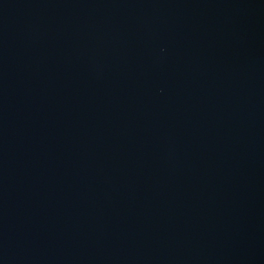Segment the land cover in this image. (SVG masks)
Returning <instances> with one entry per match:
<instances>
[{
  "label": "water",
  "instance_id": "1",
  "mask_svg": "<svg viewBox=\"0 0 264 264\" xmlns=\"http://www.w3.org/2000/svg\"><path fill=\"white\" fill-rule=\"evenodd\" d=\"M0 264H264V0H0Z\"/></svg>",
  "mask_w": 264,
  "mask_h": 264
}]
</instances>
